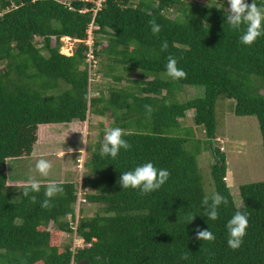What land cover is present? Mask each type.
<instances>
[{
    "label": "trees",
    "instance_id": "obj_1",
    "mask_svg": "<svg viewBox=\"0 0 264 264\" xmlns=\"http://www.w3.org/2000/svg\"><path fill=\"white\" fill-rule=\"evenodd\" d=\"M216 1L103 0L96 9L93 0H0V264H264V181L239 185L244 206H236L215 140L216 101L229 99L234 115L256 118L264 148V35L243 44L245 26L233 29L227 0ZM254 2L264 7V0ZM153 19L161 29L155 35ZM63 36L73 40L70 54L59 50ZM169 56L185 79L161 76ZM91 62H98L95 74L120 85L92 93ZM184 86H202L204 94L179 101ZM145 105L153 108L150 117ZM108 111L112 122L100 123L79 188L74 180L55 181L64 193L46 209L40 204L49 181L29 193L35 204L22 195L27 181L8 183L7 159L31 154L38 128ZM187 111L205 140L190 127L181 135ZM110 127L121 128L131 145L116 158L101 155ZM203 150L211 152L214 193L228 200L215 221L201 203L205 197L211 203L212 195L198 167ZM147 162L170 173L166 183L147 195L121 188L122 173ZM78 190L83 204L96 205L92 215L76 217ZM236 211L247 214L249 225L241 247L232 250L226 225ZM197 228H208L215 240H197ZM63 232L83 246L63 245Z\"/></svg>",
    "mask_w": 264,
    "mask_h": 264
},
{
    "label": "rangeland",
    "instance_id": "obj_2",
    "mask_svg": "<svg viewBox=\"0 0 264 264\" xmlns=\"http://www.w3.org/2000/svg\"><path fill=\"white\" fill-rule=\"evenodd\" d=\"M198 3H205L206 0H192ZM212 3H218L216 0H211ZM220 4V3H219ZM229 5H226L228 10ZM91 31V28L88 32ZM62 45L60 52L70 54L72 51L73 40L61 37ZM88 43V42H87ZM97 60V59H96ZM93 64V62H91ZM98 67V62L90 66L89 72L92 76L91 92L96 93L98 90L107 93L109 84L114 87L120 84L108 83V79L95 74V69ZM136 77V74L133 75ZM161 76L169 77L166 73ZM264 94V90H260ZM204 94L202 86H184L177 99L184 101L194 97H200ZM233 100L218 98L215 104L216 118V141H218L221 151L226 157L227 172L226 181L236 206H241L239 194V185L244 183L264 181V148L258 127L257 120L254 116H236L231 110ZM112 122V117L108 111L104 117L90 115L87 120L72 121L70 124L51 125L38 128L37 140L34 144L31 154L20 157L7 159V176L9 181L23 180L28 181L29 177L34 176L38 181H62L74 180L79 188L81 177L84 171L83 163L89 154V147H93L99 138V132L104 127H108V123ZM183 126L190 127L194 131V137L205 140V133L201 127L194 124L192 119V111L186 112V117L182 122ZM190 128L183 130L181 135L184 136L187 132H191ZM87 130L86 144L82 142L84 137L81 133ZM108 129V128H104ZM81 132V133H80ZM217 143V145H218ZM68 149L72 151L69 152ZM83 149V150H81ZM62 151L65 155L62 156ZM46 159L53 165L49 175L42 177L35 171V164L39 159ZM198 167L203 178L204 189L208 196L214 193L212 178L210 175V163L212 162L211 152L203 150L197 156ZM21 182L14 183L18 192V185ZM24 184V183H23ZM79 191V190H78ZM18 196H13L12 201H16ZM79 203H76V217L83 215H92L96 211L95 204L86 202L83 204V195L80 193ZM83 211V212H82ZM49 228L53 229L54 224L50 223ZM74 233L61 234L62 244L71 243L72 247L83 246V242Z\"/></svg>",
    "mask_w": 264,
    "mask_h": 264
},
{
    "label": "clouds",
    "instance_id": "obj_3",
    "mask_svg": "<svg viewBox=\"0 0 264 264\" xmlns=\"http://www.w3.org/2000/svg\"><path fill=\"white\" fill-rule=\"evenodd\" d=\"M229 5L228 14L226 17L227 23L235 30H239L242 25L245 26L244 34L241 36V42L247 46H251L259 37L264 35V7H258L257 4L252 0V3H246L245 0H227ZM149 24L151 26V32L155 35L160 32V26L156 23L155 19L150 20ZM167 49V43L164 42L161 45V50ZM166 73L169 77L174 80L185 79L187 73L177 67V61L169 56L168 62L166 64ZM146 115L149 117L153 112V108L150 105H145ZM81 133V132H80ZM126 133L119 127L108 128L105 131L104 143L101 148V155H109L112 158H116L121 149L129 150L131 145L123 139ZM84 139L83 143L86 144L87 130L81 133ZM83 150V149H81ZM71 152V149H68ZM62 156L65 152L62 151ZM53 165L50 161L46 159H39L35 164V171L39 173L42 177H47L52 169ZM170 173L165 169H157L153 163L147 162L140 166L135 167L131 171L123 172L120 177V185L123 189H134L139 190L141 195H147L149 193L159 190L168 180ZM41 188L40 182L34 177H29L23 191L22 195L29 197V193H39ZM64 193V188L55 181H49L45 189V199L40 204L42 208H51L52 198L62 195ZM30 200L32 203H36V196L31 195ZM211 203H209V198L205 197L202 200V205L205 207L206 216L210 220H217L219 218L218 208L221 204L227 205L228 200L218 193H213L211 195ZM241 206H244L243 200L241 201ZM194 218L192 215L189 218L191 222ZM249 221L248 216L245 213L236 211L232 218L227 222L228 239L227 245L232 250H238L242 243L243 238L246 235V229L248 228ZM196 239L199 241H214L215 236L211 231L207 229L196 230ZM182 260H187L186 254L181 255Z\"/></svg>",
    "mask_w": 264,
    "mask_h": 264
},
{
    "label": "built area",
    "instance_id": "obj_4",
    "mask_svg": "<svg viewBox=\"0 0 264 264\" xmlns=\"http://www.w3.org/2000/svg\"><path fill=\"white\" fill-rule=\"evenodd\" d=\"M92 1V0H91ZM94 2H95V5H96V9H98L99 7H100V5H101V2L103 1V0H93ZM91 31H89L88 32V38L86 39V43L90 46L91 45ZM91 58H92V54H91V51H90V49H89V51H88V54H87V60L90 62V60H91ZM79 196H80V190H79V192H78V199L80 200V198H79ZM79 200H77V203H79L80 201ZM82 201H84V199H82Z\"/></svg>",
    "mask_w": 264,
    "mask_h": 264
},
{
    "label": "crops",
    "instance_id": "obj_5",
    "mask_svg": "<svg viewBox=\"0 0 264 264\" xmlns=\"http://www.w3.org/2000/svg\"><path fill=\"white\" fill-rule=\"evenodd\" d=\"M75 121V120H74ZM70 124V123H69ZM9 178V177H8ZM14 181H20V180H14Z\"/></svg>",
    "mask_w": 264,
    "mask_h": 264
},
{
    "label": "bare ground",
    "instance_id": "obj_6",
    "mask_svg": "<svg viewBox=\"0 0 264 264\" xmlns=\"http://www.w3.org/2000/svg\"><path fill=\"white\" fill-rule=\"evenodd\" d=\"M69 38V37H68ZM70 39V38H69Z\"/></svg>",
    "mask_w": 264,
    "mask_h": 264
}]
</instances>
